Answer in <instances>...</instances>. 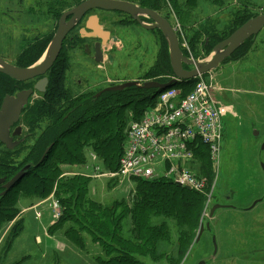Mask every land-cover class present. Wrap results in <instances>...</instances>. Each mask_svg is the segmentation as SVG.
<instances>
[{
	"label": "rangeland",
	"instance_id": "374dc122",
	"mask_svg": "<svg viewBox=\"0 0 264 264\" xmlns=\"http://www.w3.org/2000/svg\"><path fill=\"white\" fill-rule=\"evenodd\" d=\"M84 1L0 0V58L17 65L29 45L41 46L50 39L52 41L62 15ZM242 13H248L253 18L264 15V0H179V4L167 3L160 10V14L178 32L181 47L187 56L199 61L213 57L214 48L235 32L231 34L237 15ZM95 14L120 41L105 44V55L112 54L115 60L110 62L106 58L105 63L98 64L83 50L73 48L71 40L78 38L79 30L84 27L81 25L69 36L70 40L66 44V79L69 88L76 93L98 94L108 87L132 81L144 83L170 80L168 69L163 68L161 49L166 40L160 32L147 31L129 16L117 12L96 11ZM226 35H229L228 38L215 41V36L224 38ZM212 74L216 75L225 91L215 93L214 98L226 105L232 116L228 115L224 119L219 166L211 162L208 168L205 163H197L195 169L214 188L213 205L207 213L205 206L200 222V226L210 223L211 230H205L200 242L192 240L185 259L177 262V240L179 234L188 229L170 220V242L160 248L167 252V256L159 258L157 262L147 257L139 258L143 264H264V223L259 215L264 205L258 202L254 206L264 196V29L235 58L226 61ZM215 75L208 74L205 79L219 85ZM41 97L36 94L29 107ZM232 103L234 110L230 107ZM133 117V111L126 112L125 133ZM23 127L25 134H29L24 123ZM32 143V138H29L23 145L28 147ZM204 147L208 149L206 146H202V149ZM5 150L0 144V159ZM88 156L90 166L91 162L95 166L98 161L101 162L95 152H88ZM95 166L90 168L86 163L83 166L65 165L62 169L64 175L67 173L69 176L82 174L80 170L84 169L89 178L94 180L91 185L92 197L99 203L111 205L116 201H133L136 190L134 184L130 186L122 179H118V182L112 180L115 178L108 175L113 171L107 170L102 164L99 165L100 174H95ZM72 167L76 171H69ZM101 174L105 177H99ZM25 191L15 194V203H10V213L18 217L9 224L8 232L5 228L0 233V242L4 238L0 243V264H102L107 256L91 237L78 243L80 248L60 233L48 237V225L53 214L47 205L38 210L23 212V208H39L54 193L41 200L38 194ZM216 204L229 205L231 208L217 210L210 219V210ZM22 212L24 222L19 215ZM37 213L42 215L40 220L36 217ZM22 223L24 230L13 242L11 228L21 227ZM127 225L123 229L127 230ZM65 230L61 232L65 233ZM254 243H257L254 252L248 251L247 247Z\"/></svg>",
	"mask_w": 264,
	"mask_h": 264
},
{
	"label": "trees",
	"instance_id": "16d2710c",
	"mask_svg": "<svg viewBox=\"0 0 264 264\" xmlns=\"http://www.w3.org/2000/svg\"><path fill=\"white\" fill-rule=\"evenodd\" d=\"M125 1L159 13L162 6L167 3L179 4V0ZM243 13L237 15L235 28L231 34L253 18L248 13ZM229 35L214 38L217 42L228 38ZM69 36L59 59L47 75L49 79L47 93L23 113V123L29 129L28 133L33 143L28 147L20 146L13 151L3 145L6 150L0 159V178L11 180L27 166L32 165L33 168L6 196L0 198V233L18 217L10 213V203H15L18 193H22L23 190L32 191L38 194L41 200L54 193L63 212L61 218L49 228V233L55 235L66 229L65 237L70 238L78 247V243L83 239L91 237L95 245L107 256L102 260V264H143L139 258L147 257L156 262L159 258H164L167 252L161 251L160 248L170 242V220H175L178 225L186 226L188 229L182 231L177 240L179 253L177 262H181L187 256L192 240L197 239V231L207 201L205 195L179 187L165 178L135 179L133 183L136 190L132 202L122 200L104 205L92 197L91 185L94 180L82 175L64 176L63 166H83L88 163V152H95L107 170L118 172L127 140L126 112H134L135 117L131 121L141 120L161 94L158 90L139 88L104 93L99 98L92 92H74L67 86L66 79L68 71L66 44L70 40ZM78 38H74L72 44H77ZM251 40L233 57L235 58ZM50 42L51 39L41 46L29 45L24 49L16 66L27 68L35 65L43 57ZM183 51L187 56L185 50ZM161 52L163 68L168 69V75L171 77L173 71L166 41ZM35 82L17 83L0 74V106L6 96L16 94L18 90L32 88ZM197 82V79L180 82L171 89L181 90V98H184L194 90ZM50 146L53 147L45 156ZM202 146L196 152L195 162L200 165L205 163L204 165L210 168L209 150L205 147L202 149ZM200 165L198 167H203ZM193 169H196V164L193 165ZM112 180L118 182L116 178ZM3 191L0 186V194ZM21 221L24 222L22 219ZM126 224L127 230L123 229ZM11 230L12 241H15L23 232L24 224L22 223L21 227L12 226ZM166 259L169 260L168 257Z\"/></svg>",
	"mask_w": 264,
	"mask_h": 264
},
{
	"label": "water",
	"instance_id": "95a60500",
	"mask_svg": "<svg viewBox=\"0 0 264 264\" xmlns=\"http://www.w3.org/2000/svg\"><path fill=\"white\" fill-rule=\"evenodd\" d=\"M96 11L124 14L131 17L133 21L137 22L147 31H160L169 47V59L173 71L169 82H127L122 85L106 88L96 95L97 98L101 97L104 93L122 92L130 88L164 91L181 81H191L212 73L227 60H230L249 40H254L264 29V15L256 16L238 28L228 39L218 44L213 50L212 58L199 61L185 55L175 28L159 12L143 8L125 0H86L62 15L57 31L45 55L35 65L22 68L0 58V74L22 84L37 81L36 85L31 89L23 90L15 96H6L0 107V143L8 150H15L31 137V135L24 136L22 126L23 113L28 109L36 94L45 95L47 93L49 87L47 75L59 59L67 37L85 18ZM146 21L148 22L146 23ZM99 22L100 19L98 16H90L87 20L86 27L80 31L83 39L97 41L94 58L98 64L104 63L105 44L109 42H120L116 36H113ZM107 58L110 62H114L115 60L112 54H108ZM258 135L259 133L256 132V136ZM22 136L23 138H21ZM16 138L18 140H15ZM52 147L50 146L46 150L45 156L51 151ZM262 150H264V145L262 146ZM31 168H33L32 165L27 166L11 180L0 178V186L4 190L0 194V198L6 196L29 173ZM258 202H255L254 206ZM222 208H231V206L216 204L210 212V218H213L216 211ZM206 229L211 230L210 223L200 226L196 242H200Z\"/></svg>",
	"mask_w": 264,
	"mask_h": 264
},
{
	"label": "built area",
	"instance_id": "2783aa9c",
	"mask_svg": "<svg viewBox=\"0 0 264 264\" xmlns=\"http://www.w3.org/2000/svg\"><path fill=\"white\" fill-rule=\"evenodd\" d=\"M214 91H221L220 86L201 77L184 98L176 88L161 93L156 106L149 108L141 120L129 124L119 170L108 176L128 183L165 178L205 195L207 213L214 188L194 171L193 165L196 152L203 145L209 149L212 164L219 166L227 109L214 98ZM94 170L95 174L101 172L99 166ZM102 176L105 177H99ZM50 206L54 219L59 220L60 202L53 199Z\"/></svg>",
	"mask_w": 264,
	"mask_h": 264
},
{
	"label": "crops",
	"instance_id": "0c3cea01",
	"mask_svg": "<svg viewBox=\"0 0 264 264\" xmlns=\"http://www.w3.org/2000/svg\"><path fill=\"white\" fill-rule=\"evenodd\" d=\"M214 73V72H213ZM210 75H215V74H210ZM215 77V79H216V82L219 84V86H220V88H221V91H214V95H215V93H217V92H225L222 88V85H221V83L218 81V79H217V77H216V75L214 76ZM221 93V94H222ZM227 100V99H226ZM220 103V102H219ZM221 105H223L226 109H227V115H226V117H228V115H230V116H232V112H231V110L226 106V105H224V104H222V103H220ZM234 107L235 108V106H234V104L232 103L231 104V106L230 107ZM232 107V109L234 110V108ZM71 171H76V170H74V168L71 170ZM81 171V170H80ZM83 172V171H82ZM259 200H260V202H261V204L262 205H264V196L263 197H260L259 198ZM50 205V203L48 202V200L46 201V203H44L43 205H42V203L40 204V207L38 208V209H40V208H42V207H44V206H49ZM36 207V206H35ZM35 207H27V208H23L22 210H23V212H26V210H34V208ZM37 209V210H38ZM23 212L20 214V216H21V219L23 220V218H22V216H23ZM259 215L262 217V219H263V223H264V207H263V210L259 213ZM54 224H55V222L53 221V219L51 220V222L49 223V225H48V230H47V233H48V237L49 238H52L51 236H53V235H51L50 233H49V228H51L52 226H54ZM10 228V227H9ZM9 228H7V232L9 231ZM2 233V232H1ZM57 233H60V235H65V233L64 232H57ZM56 233V234H57ZM61 233H64V234H61ZM3 240H4V238H2L1 239V242L0 243H2L3 242ZM41 240L39 239V242H40ZM74 244V243H73ZM256 244L257 243H254V244H251V245H249L248 247H247V250L248 251H250V252H254L253 250H255L254 249V246H256ZM264 261V260H263Z\"/></svg>",
	"mask_w": 264,
	"mask_h": 264
},
{
	"label": "flooded vegetation",
	"instance_id": "af4514ba",
	"mask_svg": "<svg viewBox=\"0 0 264 264\" xmlns=\"http://www.w3.org/2000/svg\"><path fill=\"white\" fill-rule=\"evenodd\" d=\"M95 14V13H94ZM89 17H90V15H89ZM88 18V17H87ZM99 19H100V24L101 25H103L104 23H103V20H101V18L99 17ZM87 20L88 19H86L85 20V22H83V26L84 27H86V23H87ZM104 26V25H103ZM106 30H108V29H106ZM112 33V32H111ZM79 35H80V38H78V40H77V44H73V48L75 49V48H79V49H81V50H83L87 55H89L93 60H95V54H96V50H95V47H96V43H97V41H87V40H83L82 39V37H81V33H80V30H79V33H78ZM73 39L71 40V42L73 43ZM91 54L92 55H94V56H91ZM27 89H31V88H27ZM27 89H22L21 91H23V90H27ZM21 91H19L18 90V92H21ZM17 94V93H16ZM16 94H13L12 96H15ZM3 103V102H2ZM2 105V104H1ZM1 107V106H0ZM24 132H25V130H24ZM26 135H28V134H25L24 133V136H26ZM21 138H23V136L21 137ZM15 140H18L17 138L15 139ZM28 140V139H27ZM19 148V147H18ZM17 149V148H16ZM15 149V150H16Z\"/></svg>",
	"mask_w": 264,
	"mask_h": 264
},
{
	"label": "bare ground",
	"instance_id": "6f19581e",
	"mask_svg": "<svg viewBox=\"0 0 264 264\" xmlns=\"http://www.w3.org/2000/svg\"><path fill=\"white\" fill-rule=\"evenodd\" d=\"M154 106H156V103H155L153 106H151L150 108H152V107H154Z\"/></svg>",
	"mask_w": 264,
	"mask_h": 264
}]
</instances>
